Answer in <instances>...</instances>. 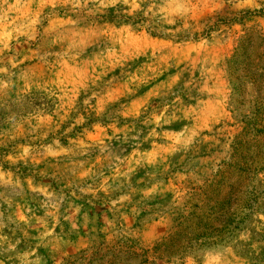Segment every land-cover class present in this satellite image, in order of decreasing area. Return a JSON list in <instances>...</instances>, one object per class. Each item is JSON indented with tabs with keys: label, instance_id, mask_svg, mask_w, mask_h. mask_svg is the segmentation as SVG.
<instances>
[{
	"label": "rangeland",
	"instance_id": "rangeland-1",
	"mask_svg": "<svg viewBox=\"0 0 264 264\" xmlns=\"http://www.w3.org/2000/svg\"><path fill=\"white\" fill-rule=\"evenodd\" d=\"M263 10L0 0V264H264V139L227 70Z\"/></svg>",
	"mask_w": 264,
	"mask_h": 264
},
{
	"label": "trees",
	"instance_id": "trees-1",
	"mask_svg": "<svg viewBox=\"0 0 264 264\" xmlns=\"http://www.w3.org/2000/svg\"><path fill=\"white\" fill-rule=\"evenodd\" d=\"M259 15L264 16V10ZM227 70L231 105H239L245 94L253 99L251 113L242 122L243 132L264 139V33L257 29L247 32L227 61ZM80 260L85 259L74 262ZM96 264L112 263L100 259Z\"/></svg>",
	"mask_w": 264,
	"mask_h": 264
}]
</instances>
